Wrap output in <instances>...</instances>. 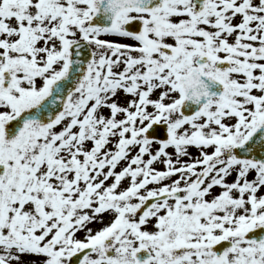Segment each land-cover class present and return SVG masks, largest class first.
I'll list each match as a JSON object with an SVG mask.
<instances>
[{"label":"snow or ice","instance_id":"6c2138e0","mask_svg":"<svg viewBox=\"0 0 264 264\" xmlns=\"http://www.w3.org/2000/svg\"><path fill=\"white\" fill-rule=\"evenodd\" d=\"M0 264H264V0H0Z\"/></svg>","mask_w":264,"mask_h":264}]
</instances>
